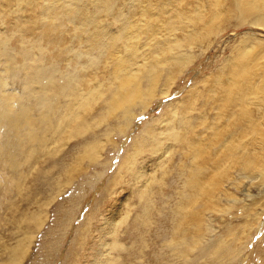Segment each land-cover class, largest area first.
<instances>
[{
	"label": "rangeland",
	"instance_id": "1",
	"mask_svg": "<svg viewBox=\"0 0 264 264\" xmlns=\"http://www.w3.org/2000/svg\"><path fill=\"white\" fill-rule=\"evenodd\" d=\"M81 1L79 5L86 2ZM135 1L114 0L121 12L129 14L133 31L127 32L125 18L103 19L99 24L103 23L113 36L124 33L123 38H141L139 55H144L146 38L152 33L155 20L161 17L160 0H140L137 5ZM167 5L168 14L180 10L179 15L189 25V19L199 11L208 17V28L215 21L214 14L222 21L211 37V45L206 43L207 31L202 30L206 39L201 38L202 43L198 44L202 48L183 49V56L193 59L173 81V92L168 97L157 99L159 92L149 96V83L157 74H162L158 80L165 83L163 68L151 70L152 74L144 72L134 81L138 98L133 111L136 117L125 134L116 129L118 120L106 126L108 123L96 118L97 138L106 142L107 149L100 163L93 164L82 161L77 154L95 133L70 139V130L56 132L60 118L74 111L71 108L82 90L86 91L89 85L99 87V82H105L103 74L110 73L104 72L111 64L107 61L110 49L106 48V41H98L99 45L93 40L89 42L88 30L80 32V20L77 16H73V21L69 19L71 15L61 0H0V99L3 97L2 104L14 113L27 110L41 124L37 138L42 140L39 145L22 140L17 147L13 132L0 131V264H13L14 257H23L26 250L25 258L20 257L21 264H264V151L256 143L262 142L264 149V135L248 132L239 140L238 129L221 127L201 131L194 143L199 146L192 147L193 140H180L174 129L183 118L197 119L195 123H225L230 118L234 123L240 122L223 108V103L240 88V58L254 53V58L261 55L263 59L264 28L240 20L235 14V0H170ZM177 38L185 40L186 36L178 30ZM130 41L126 38L117 50L123 53L124 45L129 47ZM165 47L168 45L163 41L157 47L154 45L152 55ZM228 69H235V73ZM209 90L227 96L211 94ZM103 91L100 87V92H94L96 98L90 104H96ZM42 96L55 104L51 127L44 132L48 125L37 107ZM182 100L188 101L186 113L181 112ZM175 102H180V112L175 115L177 109L168 115L169 106ZM146 104L149 108L145 110ZM208 106H216L221 112L210 113ZM103 112L106 111L98 109L87 115V120L77 128L83 130L88 121ZM156 120L163 122L159 124L160 130L155 126L160 134L154 139L159 144L145 134V129ZM70 126L66 124V128ZM107 132L113 133L118 147L106 138ZM19 134L26 137L27 133L22 129ZM57 140H61L58 145ZM56 145L57 154H45L44 150L49 152ZM171 148V153L158 160L162 152ZM179 148L188 159L185 163L176 154ZM132 149L142 151L143 155L127 171H118L124 154ZM217 149L221 150L218 165L212 168L213 163L206 161ZM39 152L38 158L31 157ZM247 153L256 156L250 159L256 171L253 175L244 172L237 160ZM194 166L198 172L186 184L185 178ZM142 184L150 190L144 198ZM188 184H196V190L187 191ZM181 208L194 219L182 222ZM110 218L117 222L106 233ZM102 242L107 245H101Z\"/></svg>",
	"mask_w": 264,
	"mask_h": 264
},
{
	"label": "bare ground",
	"instance_id": "2",
	"mask_svg": "<svg viewBox=\"0 0 264 264\" xmlns=\"http://www.w3.org/2000/svg\"><path fill=\"white\" fill-rule=\"evenodd\" d=\"M50 1L52 3H55L56 0H50ZM61 1L63 5L67 8L68 14L71 15L69 19L73 21V18H74L73 16H77L78 17L77 19L80 20L81 22L80 32H82L83 30L84 32H87L85 30L86 29L88 30L90 37L88 36L87 39H89V42L90 40H93L94 44L99 45L98 41H104V42L106 41L105 43L106 48L110 49V51L107 54V57H109L107 61L110 62L111 64H109V68L107 70H104L105 73H107V71H109L110 73L108 75L103 74L105 82L104 83L99 82L98 83L99 87L97 88L95 86L92 87L89 85L86 91L82 90V93L79 94V98H78L79 100L75 102L71 108V110H74V111H72L68 117L60 118V123L58 124V127L56 126L58 128L56 133L58 134L62 133L65 129L70 130V134H68V137H67L70 139L78 138L80 136L81 138H85L89 134L95 133V136L92 139H89L90 141L88 140L85 141V143L82 145L83 148L80 151H78L77 156L78 158L82 157L83 158L82 161L88 160L89 162H92L93 164H99L101 159L103 158L104 153H106L107 146L105 145L106 143L105 141L102 142L99 138H97L98 136L96 135L97 134L96 128L98 126L96 125V122H95L96 118L99 121L105 122L106 124L108 123V125L106 126H109L110 122L118 120V123H116V129L120 133L125 134L128 127L131 125V120L134 117H136L133 111L137 107L136 101L138 98H137V87L134 81L138 79V77L142 75L144 72L148 74H152L151 70H156V69L159 70V67L160 69L163 68L165 70V75H166V79L164 80L165 83L164 84L160 83L161 81H159L158 79L161 78L162 74L160 75L157 74L155 80H151L149 83V88L152 89L149 93V96L153 97L154 92H159V95L156 96L157 99L158 97L160 98L168 97L170 92L172 91L173 81L178 77L180 73L184 71V66L186 65V63H189V61L193 59V56H191V58H185L182 54L183 49L187 48L190 50L194 46L195 48L201 49L202 47L198 45L199 43H202L201 38L203 39V41L206 40L204 36V32H202V30L207 31L209 40L206 43H209V45H211L212 44L211 37L216 34L217 30L219 29V24L222 20L220 19L219 15L214 14L215 21L208 28V25H209L208 17L206 18V16L203 15L202 12L199 11L196 16L194 17L192 16V18L189 19V22H190V25H189V23H187L186 20L183 19L179 15L180 10L178 9L176 11L173 10L171 11V14H168L167 2L170 0H160L159 1L160 3L159 12L161 14V17L155 20L154 29L152 33L150 34V36L146 38L147 40L146 41V47H147L146 53L144 55H139L140 50H139L138 41L141 38L134 37L130 39L127 36L125 37L129 41L130 40L131 41L129 43V47L127 45H124L125 50L122 53V52H119L120 50L118 51L117 49L119 47V43L124 42L125 44L126 38H123L124 33H122V35L119 37L113 36L112 32L110 31L108 32L107 30H105V26L103 23L99 24V21L103 19L114 18L115 21H118L122 18H125L126 19L125 24H128L127 32L133 31L134 23L129 21V14H125L121 12V8L118 3L114 2V0H105V2H98V3L95 0H85L86 1L85 3H83L82 5H79V3H82L81 0H75V1L74 0H61ZM144 1L158 2V0H144ZM139 2L140 0H136L134 4L137 5L139 4ZM56 3H58V1ZM235 8H236L235 14L238 16L240 20L248 21L250 22V24L254 26L264 28V0H235ZM87 12L89 15L86 14ZM94 12L96 13L94 14ZM75 22L77 21L75 20ZM178 30L183 31L184 36H186L185 40H179L177 38ZM162 41L168 45V48L166 49L165 47L164 49H161V52L160 50H158V54L156 56H153L154 54L152 55V51L154 50L153 49L154 45L155 47H157L158 43L159 42L162 43ZM240 60L241 62L239 64V72H238L242 76V80L238 82L240 85V88L238 90V93H236L233 98L230 97L229 99L224 100V103H223V108L226 110H229L231 112V116L238 118L240 122L234 123L232 119L230 118L228 120H225L226 121V122L224 121L225 123L223 122H209V123L208 122H197L195 123L194 121H196L197 119L190 120L188 118H183L182 120H180L178 123L174 125V129L177 131L176 134L180 140H183L184 138H188L190 140H193L191 143L192 147H198L199 145H196L194 143H196V141L199 140L200 138L199 134L201 133V131H210V130L215 131V130H219L221 127H227V128L232 127L234 129H238L236 132L239 133V135L237 136L239 140H241L244 137V135L248 132H254L259 136L264 135V57L262 59L261 55H259L258 57L254 58V53H249L248 55L241 57ZM230 73L231 74L235 73V69L230 70ZM76 77L77 76H75V78ZM73 78H74V75H73ZM72 84L73 83H71V85ZM205 85H208V84H205ZM67 87L69 88L70 86H67ZM100 87H103L104 91L100 94V98L98 99V102L96 104H90V102H92V100L96 98V96H94V92H100ZM209 91L211 94H217L222 97L227 96V94L223 92H215L214 90H209ZM107 95H110V98L107 99L106 98ZM175 95H177V92H175ZM2 98L0 99V131L4 132L5 130H8V131L13 132L14 139H16L15 142L17 143L15 145H17V147L21 144L22 140H25L35 145L36 143H38L37 145H39V143H42V140L37 138V135L39 132L38 129L41 128V124H38L37 121L32 119L30 113L27 110H22L20 112H18L19 110L18 111L16 110L18 113L17 112L14 113L11 109L9 110L8 106H4L3 105L4 103L2 104V102L5 101L4 98H3L4 101H2ZM41 98L43 99V101L40 104H37V107L42 112V115H41L43 117L42 120L46 121V124L48 125L46 129L42 130L44 132V131L49 130L51 127L50 125L52 124V122L50 120V117L52 116L51 113L53 112V110L55 111V106H54L55 104L53 103L54 101L53 102L50 101L45 96H42ZM52 100L54 99L52 98ZM168 101L169 99L162 101L161 105H163L165 102H168ZM182 101H183L182 107H184V111H181V112L186 113L187 112L186 109L188 108V106L186 105H188V101L186 100H182ZM179 103L180 102L172 103L169 106V109L166 113L168 115H172V113L175 110L179 109L174 113L175 115L178 114L182 108L181 106H179ZM59 105L57 106L58 108L61 107ZM208 107L210 110L209 112L215 113V115H218L217 112H221V109L217 108L216 106H208ZM148 108H149V105L147 104L146 106L144 105L145 110ZM98 109H102L103 111H106V112H103L101 115H98L97 117L93 118L91 121H88L87 125L84 127L83 130H80V128H77L78 126H80L82 123H84L87 120V115H90V116L93 115ZM120 110L122 112H120ZM199 110L200 109H198V111ZM81 111L84 114H81ZM204 111L205 110L201 111L200 113H204ZM43 112H46V114L44 115ZM118 114H120V116H118ZM121 120H124V122H127V124L123 125ZM67 123L71 125L70 128H66ZM159 124H163V122L156 120L153 126L151 127L149 126L145 129L146 130L145 134H147L148 137L152 136V142H155L157 144H159V140L156 141V139L154 138L155 137L159 138L160 132L157 133L158 131L155 129V126L157 125L160 130ZM22 129H24L25 132L27 133L26 137L24 134L23 135L19 134ZM84 133H87V135L84 136ZM9 136H7L8 139H9ZM193 136H195L197 139L194 140ZM106 138L109 139L115 147H118V143L116 141L113 142V140H115V138L113 137V133L107 132ZM129 138L130 137L126 139L127 142ZM231 138L235 139V137H231ZM4 140L7 142L6 138ZM61 140H65V139H61ZM61 140H57L58 141L57 145L59 144ZM137 140L139 141L138 138ZM256 143L259 144V146L264 151L263 143L262 142H256ZM57 145L55 146V149L53 150L48 149L49 152L44 150L45 154L47 155L49 154L52 155L55 153L57 154L59 152V151H56ZM178 146H176V148ZM6 150L10 151L11 148L7 147ZM157 150L159 151L161 150V148L157 147ZM172 150L173 148L162 152L161 155L157 157L158 160L164 157L165 155L171 153ZM41 151L43 152V149ZM16 153H14V155ZM152 153L155 154L156 152L152 151ZM220 153H221V150L217 149L207 159L206 162L213 163L212 168L218 165L217 157ZM7 154L9 155V153ZM36 154L37 153L32 154L31 157L38 158L41 153L39 152V154L37 155ZM176 154H178V157L180 158L181 161H183V163L188 161L186 156L181 155L180 148L178 149ZM176 154H172V156H176ZM142 155H143V152L138 149H132V152L130 151L128 154L125 153L124 163L122 166L119 167L120 170L118 171H127L132 165V163L135 162L136 158ZM253 157H256V156H253L251 153H247L245 155L239 156L237 159V160H240V168L249 175H253L254 173H256L252 163L250 162V159H252ZM14 160H15V157H14ZM168 160H170V156H168ZM179 167L184 168L180 165ZM197 172H198L197 167H195L193 171L190 170L188 178H185L187 179L186 184L193 179V177L196 175ZM141 175H143V173H141ZM127 176L130 179L131 178L135 179L133 175L127 174ZM140 178H143V176H140ZM188 186H190V190H187V191L194 192V190H196V184H188ZM143 187L144 188H142L141 190V197L144 198V197L149 196L150 190L148 186L146 188L143 185ZM115 202H117V200ZM117 206H119V202ZM244 208H248V206L247 207L244 206ZM183 210L185 209L184 208L179 209V214H180V217L182 218V222H184L186 219H187V222L190 219L191 220L194 219V217L191 214H188V212L183 211ZM250 214L252 213L250 212ZM109 221L110 223L108 225V230L106 229V233L109 232V230L111 229L110 227L112 223L116 225V222H117L116 219H111V218ZM118 242L119 241H117V243ZM101 245H107V244H105V242H102ZM18 250L20 251V249ZM18 250H17V253H18ZM24 252L25 253L23 257L27 253V250ZM98 252L101 253V250ZM110 254L112 253L110 252ZM12 256H15V255L13 254ZM20 257H21V254H20ZM20 257L19 258L14 257L16 262H13V264H21L23 257H21L22 260L20 259ZM96 261L97 260H95V262ZM6 264H12V262L10 261L9 263H6Z\"/></svg>",
	"mask_w": 264,
	"mask_h": 264
}]
</instances>
